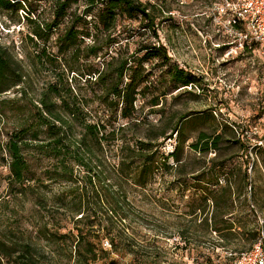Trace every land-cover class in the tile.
Returning <instances> with one entry per match:
<instances>
[{"label": "trees", "instance_id": "1", "mask_svg": "<svg viewBox=\"0 0 264 264\" xmlns=\"http://www.w3.org/2000/svg\"><path fill=\"white\" fill-rule=\"evenodd\" d=\"M79 1L84 4L81 12L77 6L73 8ZM41 2H51L50 19L32 18L31 14ZM154 7L142 0H0L3 15H12L19 22V11L24 13L22 17L30 31L21 43L35 44L36 40L44 44L35 52L28 51L24 60L14 53L13 43L0 42V133L5 135L2 147L8 155L5 163L9 171L8 186L14 194L28 188L36 191L45 188L43 181L32 183L36 177L26 151L31 150L52 161L50 167L44 169V177L68 184L69 201L61 204L76 226L71 238L73 249L69 252V259L75 264L98 261L99 254L92 239L98 238L101 231L114 233L111 239L114 248L121 243L127 251L135 253L132 263L160 264L155 243H137L125 233L120 182L107 180L113 174L125 175L134 169L136 183L145 185L157 169L155 148L173 137L175 145L168 155L175 162L176 179L183 185L188 176L192 178L196 198L190 214L203 215L193 228L194 236L202 233L206 238L214 231L218 236L212 242L229 244L237 237L235 226L238 224L242 239L250 243L248 249L259 235L257 226H248L246 198L239 204L243 219L229 218L235 208L233 195L235 192L237 196L242 194L248 179L246 168L227 167V160L238 153L224 155L225 148L237 143L241 146L238 135L226 123H220L212 133L200 130L195 139L187 143L199 156L183 157L187 140L185 125L198 117L190 119L193 112H184L171 113L165 118L163 107L166 95L172 96L179 87H183L179 90L188 87L190 90L196 85L195 75L172 62L159 40L156 44L139 42L132 51L126 48V42L139 28H145L158 38ZM64 18L66 24L55 37L56 51H49L46 42ZM131 20L138 21L137 29L125 24ZM148 62L151 68L147 67ZM155 67L161 69L165 84L159 93L147 97L149 91L157 90L152 88L155 83L151 79ZM39 78H43L42 85L32 96ZM10 90L18 97L4 98ZM93 101L102 106L101 113L93 110ZM138 101H141L139 105ZM145 105L147 112L142 113ZM113 113L128 120L123 127H142L143 134L137 136L135 149L123 141L120 149L124 156L108 169L103 152L105 144H112L111 136L115 133L114 129L109 130ZM148 114H158L159 120L147 121ZM8 122L10 127L6 129ZM227 129L231 130L229 137ZM211 151L215 154L208 156ZM220 176L224 180L221 185ZM35 204L46 212L51 208L45 195L39 192L35 195ZM119 212L122 215L117 216ZM50 234L57 240L70 236L69 232L57 235L54 231L48 236ZM182 239L186 243L187 237ZM219 246L227 248L221 243ZM102 248V253L107 254L108 248ZM0 264L51 263L46 253L32 243L0 232ZM106 264L118 263L110 259Z\"/></svg>", "mask_w": 264, "mask_h": 264}, {"label": "rangeland", "instance_id": "2", "mask_svg": "<svg viewBox=\"0 0 264 264\" xmlns=\"http://www.w3.org/2000/svg\"><path fill=\"white\" fill-rule=\"evenodd\" d=\"M153 4L155 22L158 31L156 39L145 28H139L126 42L128 51H132L139 42L156 44L160 41L167 49L172 62L188 71L196 77V85L190 90L179 87L180 93L174 97L177 90L166 95L164 103L165 118L171 113L193 112L196 118L186 123L185 149L183 157L199 156L198 153L188 148L187 143L194 140L200 130L212 133L220 123H226L230 129L238 135L239 144L227 149L224 155L238 153L227 160V167L234 165L246 168L248 179L246 188L242 194L233 197L234 212L229 217L236 221L243 219L244 213L239 208L240 201L247 199L246 213L248 214V226H257L259 234L264 232V94L262 77L264 74V43L257 45V50H238L231 54H226L228 36L213 21L209 15V9L213 0H142ZM78 12L83 10L84 4L79 1L76 5ZM99 5L95 6L93 13ZM36 11L31 14L32 18L43 21L52 16L51 2H41L37 5ZM18 20L8 15L0 13V42L14 44V53L18 58L26 60L25 54L28 51H37L44 46L41 41L35 44L21 43V39L30 31L24 14L19 11ZM66 18L59 25L58 29L51 34L46 42L47 50L55 52V37L62 31L66 24ZM129 28L137 29L138 21L131 20L125 22ZM125 41V40H123ZM88 40L86 41V43ZM124 43L122 46H124ZM123 50V48H122ZM151 68V63L146 64ZM159 67L153 68L155 75L151 78L156 88L151 93H159L164 87V78L161 76ZM160 75V76H159ZM158 77L155 79V77ZM43 78H39L31 92L35 96L42 85ZM18 97L14 90L6 92L4 98ZM138 105L141 101L137 102ZM91 107L97 112H102L103 108L98 101L91 102ZM148 106L145 105L142 113H146ZM201 117V118H200ZM11 120V119H9ZM159 120L158 114H148L147 121L155 123ZM109 130L114 129L111 136L112 144H105L103 154L106 157L107 167L116 165L118 160L124 156L120 149V144L127 141L132 148H136V138L142 135V127H123L128 122L120 117L118 113L112 114L110 118ZM0 125H2L0 123ZM10 127V122L6 123V129ZM123 127V128H122ZM229 129L226 130L227 137L230 136ZM5 135L0 133V232L10 233L15 238L28 241L43 250L51 264H75L69 259L71 238L76 233V226L72 223L69 211L64 210L62 202L69 201L70 193L68 184L65 182H53L46 180L44 169L50 167L49 158L39 157L36 152L26 151V156L32 162V171L36 180L32 183H45V188L37 191L33 188L23 190L21 193H11L7 182L8 167L5 164L8 155L3 150L2 142ZM160 139L159 141H161ZM258 141H263L258 144ZM175 145L174 137L164 140L155 148L154 155L157 159L154 174L147 180L145 185L136 183L138 179L135 170L132 169L125 175L113 174L107 181L120 182L119 188L122 190L125 217L122 220L125 233L132 237L137 243H165L164 237L172 234H179L187 237L186 243H192L183 254L180 251V258L173 257L167 253H162L160 257L164 262L160 264H187L183 258L184 254L195 258L193 264L200 261L207 264L227 262L234 256H229L223 252L225 247L221 246L216 250L217 234L212 233L206 238L194 236L193 228L200 223L203 215L190 214L192 203L196 198L192 178L187 177L183 185H179L174 172L175 162L168 155ZM211 151L208 156H213ZM167 156V157H166ZM163 157H166L164 160ZM110 174V173H109ZM223 177L220 176L219 184H223ZM36 187V186H35ZM114 187H117L115 185ZM118 188V187H117ZM41 193L47 198V205L51 207L48 212L35 204L36 193ZM64 203V202H63ZM119 215H122L119 212ZM80 215H77L78 217ZM75 217V218H76ZM55 223L52 225V223ZM122 227V225H121ZM48 229V230H47ZM57 235L70 233L66 239H54L52 234ZM242 229L238 224L235 226L237 237L232 243L224 244L228 249L238 253L245 250L250 243L242 239ZM114 233L105 234L101 231L98 238H93L95 248L99 254L98 263L106 264L110 259H115L118 264H134L131 260L135 253L129 252L121 243L111 245V249H106L107 254L102 253V243L105 239L112 244L111 239ZM105 250V249H104ZM201 259V260H200Z\"/></svg>", "mask_w": 264, "mask_h": 264}, {"label": "built area", "instance_id": "3", "mask_svg": "<svg viewBox=\"0 0 264 264\" xmlns=\"http://www.w3.org/2000/svg\"><path fill=\"white\" fill-rule=\"evenodd\" d=\"M209 15L213 17L216 23L226 34V54L243 51L257 50V45L264 43V0H213L209 9ZM264 53V51H262ZM263 94H264V74L262 77ZM263 141H258L262 144ZM215 234V232L213 231ZM165 243H155L158 251L159 263L164 262L160 257L162 253L178 257L179 252L182 254L187 251L192 243H185L179 234H172L164 237ZM217 243L216 250L221 246ZM102 247L111 249V243L107 239L102 243ZM222 248V247H221ZM223 252L229 256H234L227 262L215 264H264V232L257 236L251 246L238 253L231 249H224ZM187 264H193L195 258L183 255ZM201 260V259H200ZM202 261L198 264H202ZM92 264H99L94 262Z\"/></svg>", "mask_w": 264, "mask_h": 264}]
</instances>
